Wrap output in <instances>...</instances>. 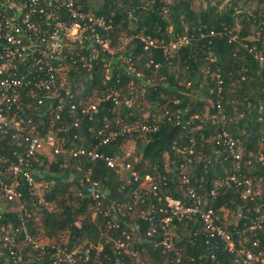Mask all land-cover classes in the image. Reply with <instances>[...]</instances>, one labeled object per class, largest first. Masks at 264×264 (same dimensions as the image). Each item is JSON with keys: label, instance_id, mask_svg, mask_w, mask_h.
Returning <instances> with one entry per match:
<instances>
[{"label": "trees", "instance_id": "obj_1", "mask_svg": "<svg viewBox=\"0 0 264 264\" xmlns=\"http://www.w3.org/2000/svg\"><path fill=\"white\" fill-rule=\"evenodd\" d=\"M206 1V8L200 11L192 8L193 0L169 3L101 0L93 11L90 0L80 2L83 10L110 23L111 29L105 38L108 37L111 49L116 47L122 34H126L129 42L119 52L120 56L116 55L120 58L112 66L109 61L114 53L108 51L94 54L90 68L77 60L67 85L72 91L80 90L81 95L74 100L67 99L66 104L74 103L80 110L88 99L93 101L90 96L94 91L102 93L101 99H105H100L98 111L91 119L79 110L73 113L65 110L60 123L53 128L54 134L64 139L63 147H90L97 140L96 132L104 124L114 128L116 119L131 123L156 119L158 130L149 134H125L100 149L114 156L125 153V142H134L135 151L128 160L140 177L138 181L128 173L110 169L103 160L89 161L66 154L53 155L47 176L40 178L38 172L46 159L44 154H36L27 169L32 172L34 183L28 185L21 181L19 187L24 210L18 212L14 208L16 204L9 203L12 211L1 212L0 225L8 222L17 225L22 216L31 236L46 240L45 251L50 246L66 250L91 247L87 264H130L126 257L119 263L116 250L105 242L106 237L118 238L121 232L130 235L132 248L144 249L138 264H242L236 251L252 248L254 241L264 252V219H261L264 215V68L255 58V53L264 56V0ZM139 35L166 42L188 36L190 43L167 55L159 48L149 55L141 51L136 38ZM231 36L236 38L230 41ZM252 47L254 50L250 53ZM127 59L130 64H126ZM216 75L223 81L219 95L209 91L215 86ZM174 99L180 103L174 105ZM217 103L221 107L219 114ZM33 106L29 117L37 125L47 126L49 114ZM220 114L224 121L212 123V115ZM75 120L78 127L72 125ZM221 130L227 131L242 148L238 169L231 156L215 144ZM23 149L9 131L0 130L4 167L16 163L13 154ZM183 149L192 150V163L187 166L189 184L208 202L211 190L215 193L212 206L217 222L232 236L235 244L232 251L219 240H208L199 222L192 219L174 222V248L169 252H164L159 245L160 235L146 237L147 216L153 215L151 207L158 206L159 195L187 202L179 177V166L188 156ZM87 173L104 194L99 206L92 198L81 197ZM147 174L159 181L158 193L147 192L142 182ZM232 176L239 181L248 180L252 194L243 198V188L228 179ZM41 179L48 184L42 199L55 205L56 211L39 203L40 196L34 188L35 182ZM258 181L262 184L259 195L254 194L253 188ZM136 210L138 213L133 218ZM226 210L234 212L235 223L223 222L222 213ZM34 212L42 218L45 236H40L34 224ZM109 224L118 227L110 228ZM99 244L101 251L97 249ZM26 248L32 251L29 246ZM27 260L24 254L23 261Z\"/></svg>", "mask_w": 264, "mask_h": 264}, {"label": "built area", "instance_id": "obj_2", "mask_svg": "<svg viewBox=\"0 0 264 264\" xmlns=\"http://www.w3.org/2000/svg\"><path fill=\"white\" fill-rule=\"evenodd\" d=\"M81 1L0 0V130L9 131L12 139L24 146L23 151L13 154L16 163L11 162L9 166L2 165L6 160L0 155V219L3 210L12 211L9 203L16 204L14 208L18 212L24 210L25 205L19 187L21 181L27 182L28 185L34 183L32 172L27 170L28 165L35 159L36 154H43L44 149L52 156L66 154L71 158H85L89 161L103 160L107 167L117 173H128L134 181L140 179L128 160L131 155L121 152L110 156L100 149L125 134H149L157 131L156 119L143 123L116 119L114 128L104 124L96 132L97 140L90 147H63L64 139L58 138L53 132L65 110L70 113L79 110L74 103L66 104L67 99L74 100L78 96L76 91H72L67 85L77 60L82 61L84 67L90 68L94 54L98 56L99 51L112 53L108 37L105 38V33L108 36L107 31L111 29L110 23L91 11L83 10ZM136 38L140 42L141 51L149 55L157 48L167 55L190 43L188 36H179L168 42L157 41L150 36L139 35ZM235 38L236 36L229 37L230 41ZM253 50L252 47L249 52L252 53ZM255 58L264 68V56L255 53ZM129 61L130 59H127L126 64H130ZM222 83L219 75H216L215 86L209 90L210 93L219 95ZM100 99L93 101L88 99L87 104L81 106L79 112L91 119L92 114L98 111ZM179 103V99L173 100L174 105ZM33 105L40 107L41 113L49 114L47 126H39L29 117ZM216 109L219 114L221 109L219 103L216 104ZM211 120L212 123L223 122L224 117L221 114L212 115ZM72 125L78 127V121H73ZM73 138L76 139L77 136L74 135ZM215 144L231 156L235 168L238 169L242 148L237 141L227 131L221 130ZM182 152L188 155L185 162L179 166L180 182L184 185V198L187 202L169 195H159L158 206L151 207L153 215L147 216L149 227L146 237L150 239L156 234L160 235L159 245L164 252H169L174 248V222L182 223L192 219L199 222L200 230L208 240H219L224 243L226 249L234 250L235 244L231 234L217 222L212 206L214 191L210 192V202L197 194L189 184L187 176V166L192 163V150L183 149ZM136 160L134 159V162ZM84 177L81 197L92 198L99 206L104 194L99 190L98 183L90 179L89 173ZM228 179L243 188V198L252 194V186L248 180L239 181L234 176ZM142 182L147 192L155 194L159 192V181L153 176L148 174L143 176ZM158 216L159 220H155ZM18 219L17 225L12 222L0 225V264L88 263L91 247L85 250L81 247L66 250L50 246V250L45 251L47 242L32 237L23 217L20 216ZM109 227L116 229L118 226L109 224ZM254 227L255 225L250 229ZM105 242L112 244L119 263L125 257L130 264L142 261L144 249L132 248L130 235L126 232H121L118 238L108 236ZM26 246L32 251H26ZM252 248L257 251L254 252ZM252 248H240L236 251L242 264H264V252L258 249L256 241L252 243ZM97 249L101 251L102 245L99 244ZM23 250L27 253H23ZM24 254L28 257L27 261H23Z\"/></svg>", "mask_w": 264, "mask_h": 264}, {"label": "rangeland", "instance_id": "obj_3", "mask_svg": "<svg viewBox=\"0 0 264 264\" xmlns=\"http://www.w3.org/2000/svg\"><path fill=\"white\" fill-rule=\"evenodd\" d=\"M165 1L168 2V3L171 2V0H165ZM100 4H101V0H90L89 6H90V8L93 11L94 8H96ZM206 6H207V1L206 0H193L192 8L195 11L203 10V9L206 8ZM128 42H129V39L127 38L126 34H122L119 37L116 47L112 49V53H114V57L109 61L110 66L114 65L115 62L117 60H119L120 57H116V55L117 56H120V53L119 52H122L124 50V48H125V46L127 45ZM76 93L79 96L81 95L80 94L81 93L80 90H77ZM101 95H102V93L100 94L97 91H94L90 97L93 98V100H98L99 98H101ZM206 110H207V108H205L204 116L206 115V112H207ZM134 151H135V144H134V142H132V141L125 142V144H124V152L126 154H129V155L132 156L134 154ZM43 154H44L43 155L44 158L46 159V163L43 165L42 169L38 172L39 173L38 176L40 178L42 176H45V175L47 176V173L49 171L50 163L53 162V160H54V157L51 155V153L47 149H44ZM47 185H48L47 182L45 180L41 179L40 181H36L35 182V188H34V190L36 192H38V195L40 196L39 197V203L40 204H43L50 211H56L55 205H53V204L50 205L48 203H45L44 200L42 199L43 198L42 197V193H43L44 189L47 187ZM261 187H262V184H261L260 181H258L255 184H253L254 194H258L259 195V193L261 191ZM71 190H73V187H71ZM137 213L138 212L136 210L135 213L133 214V218L135 217V215ZM33 216H34V224L38 228L39 233H40V236L41 237L42 236H45V233H44L45 230H44L43 225H42V218H41V216L39 214H37V212H34ZM222 217H223V222L225 224H230V223H235L236 222V218H235L234 212L231 211V210L230 211H227V210L224 211L222 213ZM261 219H264V215H262V218ZM58 234H60V233H58ZM60 235H63V234L61 233Z\"/></svg>", "mask_w": 264, "mask_h": 264}]
</instances>
